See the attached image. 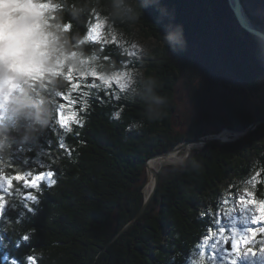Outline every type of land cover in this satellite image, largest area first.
<instances>
[{"label":"trees","instance_id":"trees-1","mask_svg":"<svg viewBox=\"0 0 264 264\" xmlns=\"http://www.w3.org/2000/svg\"><path fill=\"white\" fill-rule=\"evenodd\" d=\"M54 2L60 6L52 15L61 17L75 51L98 56L109 77L130 68L145 70L144 76H138L135 95L117 91L98 71L83 78L69 74L71 82L59 98L60 123L50 126L38 144L18 146L9 166H0V177L52 170L56 181L52 187L42 184L40 191L13 181L2 192L7 203L0 215V264L200 262V246L220 226L218 218L225 207L232 205L224 201L225 187L233 184L229 192L234 194L248 188L257 199H264V145L260 144L264 123L244 141L209 144L191 154L183 166L165 167L146 212L104 248L140 212L150 157L207 137L209 128L218 133L245 131L264 121V50L239 27L227 0ZM78 7L85 10L74 15ZM103 21L108 23L106 33L115 30L124 35L92 41L90 33ZM260 21L264 24V19ZM170 25L183 26L182 50L168 49L163 43ZM137 35L157 42L145 60L129 57ZM188 48H196L201 59ZM145 77L158 82L164 100L160 119L147 118ZM180 81L196 116L184 132L176 133ZM110 88L112 94L105 95ZM70 110L78 113L80 124L73 123L67 132L60 125ZM61 140L70 152L59 147ZM258 172V180L253 181ZM29 193L37 200L29 199ZM260 204L264 216V202ZM8 221L18 227L4 231ZM260 226L264 231V221ZM260 239L264 236L258 237L257 249Z\"/></svg>","mask_w":264,"mask_h":264},{"label":"clouds","instance_id":"clouds-1","mask_svg":"<svg viewBox=\"0 0 264 264\" xmlns=\"http://www.w3.org/2000/svg\"><path fill=\"white\" fill-rule=\"evenodd\" d=\"M54 0H0V166L7 168L18 146L38 144L50 126L60 123L59 98L64 96L69 74L86 77L98 71L103 80L110 73L96 55L74 50L61 17L52 13ZM85 9L74 8L79 15ZM166 48L186 46L182 25H170L162 35ZM80 44L84 40L79 41ZM140 76L144 74L141 72ZM147 118L163 116L164 100L158 82L145 77ZM7 201L0 196V215ZM31 210V209H30ZM18 227L12 221L4 231Z\"/></svg>","mask_w":264,"mask_h":264},{"label":"rangeland","instance_id":"rangeland-1","mask_svg":"<svg viewBox=\"0 0 264 264\" xmlns=\"http://www.w3.org/2000/svg\"><path fill=\"white\" fill-rule=\"evenodd\" d=\"M243 2H244L245 10H246L247 15L250 18V20L253 22V24L256 27H258L264 31V24L262 23V21H260L261 23L259 22L260 19L261 20L264 19V0H243ZM107 26H108V23L106 21L99 23L93 29V31L90 33V39L94 42H98V41H101L103 39L109 40L111 37H113L114 40H117L118 38H120L124 35L122 33L120 34V33L116 32L115 30H112L110 33H106L107 32L106 31ZM109 34L111 36L110 38L108 37ZM124 42L127 43L128 40L125 39ZM259 44H260L261 48L264 50V46L261 43H259ZM156 47H157V42L154 38L146 39L142 35H137L132 40V44L130 45V48H131L130 54H132L134 56L133 58L135 60H145ZM188 49H189L188 51L190 53H192L194 56L199 57L201 59V55L197 51L196 48H188ZM144 71L145 70L140 69V68H137V69L130 68L127 71H125L129 74V77L131 80L130 88L126 89L125 91H130L133 94L138 95V93H139L138 92L139 91L138 90V76H140L141 72L144 73ZM125 72H123L120 75L111 76L105 81H107L109 83V85L113 84L118 79H122L123 78L122 75ZM176 97L178 99V105H179V118L177 117L174 119V130L176 133H178V132H184L186 130L188 123L192 122L193 118H195V116H196V113H195L194 107L191 104L190 99L188 98V95L186 94V90H185V87L183 86L182 81H180L177 85ZM223 130L221 129L220 133H218L219 130H216L215 128H209L207 131V133H208L207 135L211 137L212 135L214 136V135H218V134L222 133L221 138H223V136H224L223 134L225 133ZM227 130H229L231 132V134H234V136L231 138H226V139L234 140L235 138H241L242 136H244V134H243L244 131H234L231 129H227ZM254 130H252V131H254ZM238 132H240V133H238ZM249 135L250 134H248L247 137ZM260 136H261L260 144L264 145V133L262 135L260 134ZM245 139H243L241 141H244ZM226 144H231V143H226ZM190 146H192V145H190ZM190 146L184 148L183 150H181L179 153L176 154V155H178V158H180V160L177 162H172V163L166 164L161 168L152 167V162H154L155 160H162L165 162V161H167L166 158L173 157L175 155L174 154V155H171L168 157L154 159L150 162L149 165L153 169L160 170V173H164L163 170L165 167H173V168L181 167L185 164V162L188 160V158L191 154H194L196 151H201L204 149L203 147H196L195 149L190 150ZM166 172L169 173V170H167ZM151 178H153V175L152 174L148 175V172L146 169L147 183H146L145 187L143 188V195L145 198L148 195V193L150 192V191H147V188L149 186V182L152 181L154 184V180ZM152 187H151V189H152ZM6 188H7V185L4 184L3 181H0V196H4L2 194V192H4ZM232 188H233V184H231V186H229V187H225V189H224L227 192L226 196H225L226 199L224 201L227 203L230 202L232 205L225 207L222 214H220V216L218 218L220 226L218 227V229H216L213 232H218L220 228H224L226 230V234L231 236L234 234V231L236 233H239L240 235H246L250 229L262 231V227L260 226V224H262L263 221H261V222L256 221V215L257 214L262 216L261 204L258 203L256 205L255 210L252 208L242 207L239 203V199H240L241 195L244 194V190L239 191L237 194H234L232 192H231L232 194H230L229 190L230 189L232 190ZM232 198L234 199L233 202H231V200H233ZM130 223H128V224H130ZM208 237H209V235H208ZM234 238H236V237L234 236ZM204 241H203L202 245L200 246L199 250H200V257H201V253H204V257L207 259V264H233V262H234V264H264V253L257 252V254L255 256H249V255H247V253L244 251L243 248L240 249L239 253H234L232 251L231 240L229 241V243L227 245L218 244L215 246L213 245L214 243H216L215 239H213L212 241L209 240V243H207V244H205ZM191 263L192 264H199V262H195V261H193Z\"/></svg>","mask_w":264,"mask_h":264},{"label":"snow or ice","instance_id":"snow-or-ice-1","mask_svg":"<svg viewBox=\"0 0 264 264\" xmlns=\"http://www.w3.org/2000/svg\"><path fill=\"white\" fill-rule=\"evenodd\" d=\"M129 57H134L132 54H129ZM123 63V62H122ZM130 68V67H129ZM122 79H118L112 87H116L117 91H124L126 89L130 88L131 80L129 77V74L125 72L122 75ZM111 88L106 91L105 95H110L112 94ZM101 100L103 99L102 97H99ZM116 99H119V95L115 96ZM88 107V102H85L82 104V109L84 111L87 110ZM116 116H119V113H115ZM73 123L80 124V118L78 116V113L75 110H70V113L68 115H65L62 120H61V125L60 128L67 131L71 132L72 127L71 125ZM82 126V125H81ZM59 147L61 149H66V145L64 144L63 140L59 142ZM69 152L71 151L70 149H66ZM44 165H42L43 167ZM55 176V173L52 170L48 171H37V172H28L26 174H21L17 173L11 176H2L0 177V181H3L4 184H6L9 188L13 186V181H23L24 185L29 188L33 189L36 191L41 190V185H45L47 187H52L56 183V181L53 179ZM260 176V173H256L255 176L252 177L253 181L258 180ZM230 194H232L230 192ZM29 199L35 201L37 200V197L33 195L32 193H29ZM264 202V199H257L255 194L251 192L249 189H244V194L241 195L239 199V203L242 207L244 208H252L256 209V205L258 203ZM256 221L261 222L264 221V216H260L259 214L256 215ZM234 236L236 238H234ZM264 236V231L261 230H255V229H250L246 235H240L239 233H236L234 231V234L229 236L226 234V230L224 228H220L218 232H210L209 237L205 239V244L209 243V240H216V243L213 245H218V244H224L227 245L229 241L231 240V246H232V251L234 253H239L240 249L243 248L244 251L247 253L249 256H255L257 252L264 253V239L259 240L260 247L257 249L255 245L257 244L258 237ZM199 264H205V257L204 253H201L200 257V262ZM234 264V262H233Z\"/></svg>","mask_w":264,"mask_h":264},{"label":"water","instance_id":"water-1","mask_svg":"<svg viewBox=\"0 0 264 264\" xmlns=\"http://www.w3.org/2000/svg\"><path fill=\"white\" fill-rule=\"evenodd\" d=\"M227 3H228L229 9L231 10V12L234 15L239 27L264 46V31L262 29L256 27L253 24V22L250 20V18L247 15V12L245 10L243 0H227ZM249 92L251 93L250 90H249ZM252 98H253V96H252ZM262 123H264V121L256 122L254 125H252L251 128H249L243 132L244 136H242L241 138H235L234 140L222 139L221 138L222 133H221V134L214 135V136L212 135L211 137L207 136V137L199 138L197 140L185 141L172 150H169V151H166L163 153H158V154H155L152 157H150V159L146 163V169H147L148 175H150V174L153 175L152 179L154 180V186L152 187L151 191L148 193L146 198L144 197L143 206H142L140 212L138 213V215L136 216V218L130 224H127L124 228H122V230H120L115 236H113V238L109 241V243L104 248V251L107 250L108 247L121 236V234H123L126 230H128L136 222V220L142 214H144L146 212L149 205L154 200L156 193L158 191V188H159L161 173H160V170H156V169L154 170V169L149 168V163L152 160L163 158L166 156H171L175 153L177 154L181 150H183L184 148H186L190 145H196V146L200 145L201 147L204 148L206 145L214 144V143H225V144L226 143H236L238 141L245 139L247 137V135L250 134V132L252 130L256 129ZM223 131L224 132H230L227 129H224ZM238 133H240V132H238Z\"/></svg>","mask_w":264,"mask_h":264},{"label":"bare ground","instance_id":"bare-ground-1","mask_svg":"<svg viewBox=\"0 0 264 264\" xmlns=\"http://www.w3.org/2000/svg\"><path fill=\"white\" fill-rule=\"evenodd\" d=\"M224 136H223V138L222 139H226V138H231V137H233L234 136V134H231V133H229V132H225L224 134H223ZM229 140V139H228ZM196 147H201L200 145H198V146H196V145H192V146H190V150H192V149H195ZM198 149V148H197ZM174 155V154H173ZM175 155H176V153H175ZM173 156V157H168V156H166V157H168V158H166L167 159V161H162V160H155L154 162H152V167H155V168H161V167H163L164 165H166V164H169V163H172V162H177V161H179L180 160V158H178V155H176V156ZM150 164V163H149ZM150 165H149V168H151V169H153ZM155 170V169H154ZM152 179V178H151ZM152 186H154V184H153V182L152 181H150L149 182V186H148V188H147V191H151V187Z\"/></svg>","mask_w":264,"mask_h":264}]
</instances>
